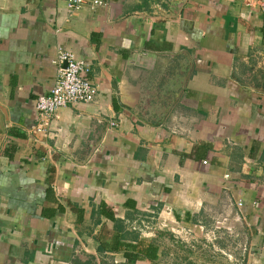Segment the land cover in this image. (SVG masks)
I'll return each mask as SVG.
<instances>
[{"label":"crops","instance_id":"crops-1","mask_svg":"<svg viewBox=\"0 0 264 264\" xmlns=\"http://www.w3.org/2000/svg\"><path fill=\"white\" fill-rule=\"evenodd\" d=\"M102 1L0 0V264H126L133 233L158 250L137 264H264V7ZM60 51L98 96L51 139Z\"/></svg>","mask_w":264,"mask_h":264},{"label":"built area","instance_id":"built-area-1","mask_svg":"<svg viewBox=\"0 0 264 264\" xmlns=\"http://www.w3.org/2000/svg\"><path fill=\"white\" fill-rule=\"evenodd\" d=\"M251 8H263V0H245ZM101 6L102 0H68L67 9L70 13L79 12L86 5ZM58 77L49 95L42 96L36 104L38 115V133L46 138L55 136V119L61 109L76 105H90L96 101L98 88L89 76L91 66L79 60L73 53L60 51L57 59ZM115 126V124H112ZM242 207V203H239Z\"/></svg>","mask_w":264,"mask_h":264},{"label":"trees","instance_id":"trees-1","mask_svg":"<svg viewBox=\"0 0 264 264\" xmlns=\"http://www.w3.org/2000/svg\"><path fill=\"white\" fill-rule=\"evenodd\" d=\"M15 149H16L15 146L12 145L8 146L4 151V155L8 157L10 160H13ZM97 213L101 216H106L114 220V222H116L115 224L116 225L118 224L117 228L119 227L123 228L119 226V222L115 220L114 215L110 212L109 209H107L105 205H102ZM54 214H55L54 212H50V213L48 212L46 213V216L52 217L54 216ZM124 240H129V236L127 237L124 236L119 238V242ZM131 242L132 243H126L121 245V248H125L124 256L126 258V264H137L138 261L144 258L150 261H155L157 259L158 250L155 247V245L153 244L146 245L142 240H140L139 235L134 233L132 234ZM92 260L95 261V258H93ZM89 264H93V262L91 261ZM101 264H104L102 259H101Z\"/></svg>","mask_w":264,"mask_h":264},{"label":"water","instance_id":"water-1","mask_svg":"<svg viewBox=\"0 0 264 264\" xmlns=\"http://www.w3.org/2000/svg\"><path fill=\"white\" fill-rule=\"evenodd\" d=\"M188 0H150L155 15L176 19L180 16Z\"/></svg>","mask_w":264,"mask_h":264},{"label":"rangeland","instance_id":"rangeland-1","mask_svg":"<svg viewBox=\"0 0 264 264\" xmlns=\"http://www.w3.org/2000/svg\"><path fill=\"white\" fill-rule=\"evenodd\" d=\"M231 260L233 261V258H231Z\"/></svg>","mask_w":264,"mask_h":264}]
</instances>
